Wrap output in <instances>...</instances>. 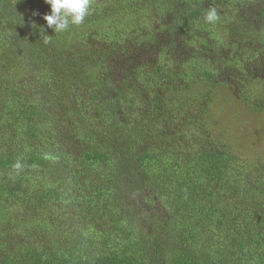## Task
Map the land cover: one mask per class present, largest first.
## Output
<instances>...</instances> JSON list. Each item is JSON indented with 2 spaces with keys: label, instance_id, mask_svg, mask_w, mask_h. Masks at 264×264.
<instances>
[{
  "label": "rangeland",
  "instance_id": "374dc122",
  "mask_svg": "<svg viewBox=\"0 0 264 264\" xmlns=\"http://www.w3.org/2000/svg\"><path fill=\"white\" fill-rule=\"evenodd\" d=\"M12 2L34 23L43 40H51L81 62L63 80L48 75L44 69L47 54L33 48L35 35L24 26L21 41L31 45L24 60L0 61V70L12 68L16 74L29 68L50 80L64 104L58 109L66 106L71 122L68 130L74 127L78 131L81 125L75 121L78 115L69 113L72 106L65 103L83 108L84 115V104L95 92L107 85L115 89L107 105L92 103L86 108L93 110L95 117L91 116L99 126H108L103 141L84 138L83 127L78 142L69 145L61 141L58 145L67 152L63 163H70L56 164L62 179L50 180L47 172L39 169L26 172L32 178L39 175L32 183L39 184L41 191L55 187L61 192L59 200L51 203L54 209L36 214L25 211L19 199L0 201V247L6 245L14 251L31 243L75 250L98 247L100 241L80 240L82 235L76 232L84 227L86 232L87 225L79 226L77 218L86 215L84 198L96 185L87 175L94 169L79 159V143L82 148L111 150L141 147L154 154L147 164V189L138 202L149 217L137 225L139 232H152V224L158 227L170 219L173 198L169 185L199 180L201 186L196 194H190L183 220L193 246L219 264H264V73L259 72L264 66V2L245 7L240 0H204V13L214 7L219 20L210 24L203 14L197 21L201 30L182 31L181 44L175 48L168 47L165 40L175 24L184 20L182 0H175L172 6L166 0H90L91 12L84 22L61 33H55L44 19L51 13L46 0ZM248 20L247 32L234 38L232 29ZM158 62L173 74L175 83L151 85L142 76L141 82L122 76L123 69L131 66L129 71L136 67L147 77L145 70ZM205 70L216 74L217 80L205 79ZM116 105L119 111L112 117ZM54 114L61 119L58 110ZM44 145L45 150L51 146L47 141ZM203 149L224 150L236 157L223 184L199 179L188 156ZM210 208L221 210L218 217L224 221L218 223L215 215L204 216ZM113 223L102 226L112 228Z\"/></svg>",
  "mask_w": 264,
  "mask_h": 264
},
{
  "label": "trees",
  "instance_id": "16d2710c",
  "mask_svg": "<svg viewBox=\"0 0 264 264\" xmlns=\"http://www.w3.org/2000/svg\"><path fill=\"white\" fill-rule=\"evenodd\" d=\"M182 1H184V20L175 24L170 36L166 37L165 43L168 47L175 48L181 44L182 31L201 30L197 21L205 14L202 5L204 0ZM262 2L264 0H240L239 3L245 7H252L251 4L259 5ZM166 3L172 6L175 0H166ZM249 22L250 20L243 21L241 25L232 29L234 38L238 36L236 39H239L247 32ZM21 26L34 33L33 48L47 54L44 69L48 75L63 80L80 65L77 56L66 54L51 40H43L34 23L19 12L12 0H0V32L2 33L0 61L4 58L24 60L31 45L21 41L19 35ZM37 38L40 40L38 41ZM128 64L132 65L130 62ZM130 67L123 69L122 76L131 82H141V76L147 78L151 85L176 82L173 74L160 62L153 63L151 68L145 70L147 77L143 76L144 71L136 67H132V71H129ZM262 70L264 73V66L259 72ZM203 76L205 79L217 80V75L207 70L204 71ZM114 89L115 87L107 85L101 91L95 92L88 104H84V115L83 108L65 103L72 106V108L68 107L69 113L77 114L75 121L81 125L78 131L74 127L71 131L66 128L71 123L70 118L67 117L66 106L58 109L64 104L59 102L57 90L52 88L50 80L45 75H38L29 68L16 71V74L12 68L0 70V201L19 199L25 211L36 214L54 209L51 203L59 200L61 192L59 193L55 187L41 191L39 184L32 183L34 179L39 178V175L32 178L28 177L26 172L39 169L43 173L47 172L50 180L62 179L56 164L64 162L66 157L64 154L67 152L58 145L61 141H66L69 145L78 142L83 127L84 138L88 137L90 140L100 138L103 141L108 126H99L92 118L93 110L88 112L86 108L92 103L95 106L101 103L107 105ZM55 110L61 114V119L55 117ZM118 111L116 105L111 109L110 115L115 117ZM44 141L49 142L51 145L49 149L54 150L48 148L45 150ZM77 146L79 159L87 162L94 169L93 173L88 172L87 175L93 181L95 179L96 185L93 193L84 198L87 200L84 202L86 215L77 218L79 226L87 225L86 232L85 227L84 230L76 232L82 235L80 240L100 241L98 247L87 246L84 249L83 246L75 250L65 248V245L38 246L31 243L14 251L5 248V245L0 247V264H219L212 257L197 251L188 234L189 228L183 222L186 217L184 211L191 200L190 194H196L201 186L199 180H187L169 185L173 198L172 212H169L170 219L158 223V227L156 223L152 224V232L141 233L137 230V225L143 222L144 218L147 219L149 214L139 208L138 202L147 189V181L150 178L147 164L154 154L144 151L141 147L111 150L85 145L82 148L79 143ZM38 147H42L41 150ZM72 151L77 154L75 150ZM188 157L193 161L191 165H194L195 171L199 173V179H211L220 185L223 184L231 160L236 159L228 151L208 149L190 153ZM17 162L22 165L19 169L13 167ZM63 164L67 166L70 163ZM34 185L37 188H32ZM73 188L75 186H72ZM107 195H110L108 203L105 202ZM120 203L125 209L119 210ZM221 214H223L221 210L217 211L214 208H210V212H203L206 217L214 215L218 217ZM109 221L114 222L112 228L102 226ZM220 221L223 222L224 218L218 217L217 222Z\"/></svg>",
  "mask_w": 264,
  "mask_h": 264
},
{
  "label": "clouds",
  "instance_id": "9594fccd",
  "mask_svg": "<svg viewBox=\"0 0 264 264\" xmlns=\"http://www.w3.org/2000/svg\"><path fill=\"white\" fill-rule=\"evenodd\" d=\"M51 7V13L44 16L49 27L55 33L69 30L70 26L80 25L91 12L90 0H46ZM206 22L212 24L219 20L217 10L212 7L204 15ZM20 162L13 167L21 168Z\"/></svg>",
  "mask_w": 264,
  "mask_h": 264
}]
</instances>
